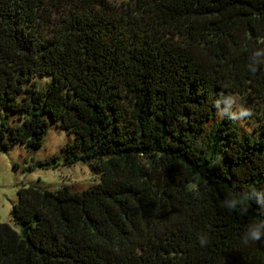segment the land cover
Here are the masks:
<instances>
[{
  "label": "trees",
  "instance_id": "16d2710c",
  "mask_svg": "<svg viewBox=\"0 0 264 264\" xmlns=\"http://www.w3.org/2000/svg\"><path fill=\"white\" fill-rule=\"evenodd\" d=\"M262 40L264 0H0V152L52 125L74 138L35 166L100 179L18 189L0 264H264V208L223 203L264 190Z\"/></svg>",
  "mask_w": 264,
  "mask_h": 264
},
{
  "label": "rangeland",
  "instance_id": "374dc122",
  "mask_svg": "<svg viewBox=\"0 0 264 264\" xmlns=\"http://www.w3.org/2000/svg\"><path fill=\"white\" fill-rule=\"evenodd\" d=\"M121 3L129 0H110ZM73 135L50 126L43 146L35 151H28L20 144L12 145L0 152V223L13 227L11 210L17 201V191L21 187L33 186L42 190H59L64 187L70 190H84L99 182L90 167L77 162L67 165L61 159L48 168L36 167L37 162L47 161L54 155L62 153V147L73 140ZM32 167L31 172L25 169Z\"/></svg>",
  "mask_w": 264,
  "mask_h": 264
},
{
  "label": "clouds",
  "instance_id": "9594fccd",
  "mask_svg": "<svg viewBox=\"0 0 264 264\" xmlns=\"http://www.w3.org/2000/svg\"><path fill=\"white\" fill-rule=\"evenodd\" d=\"M261 42L264 43V40ZM262 63H264V48H259L255 50L250 57V63L248 65L249 70L255 73L257 71V65ZM249 114L247 110L241 111L242 116H247ZM244 201H255L259 207L264 208V190H257L253 187L246 192H240L232 197L226 198L223 203L228 210L235 211L240 209L241 212H244L246 211V209L242 207ZM242 239L245 244L249 241H264V219L249 224ZM199 242L201 246H205L208 243L207 234L200 236Z\"/></svg>",
  "mask_w": 264,
  "mask_h": 264
}]
</instances>
